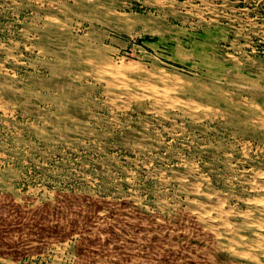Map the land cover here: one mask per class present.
I'll return each mask as SVG.
<instances>
[{"label":"rangeland","instance_id":"374dc122","mask_svg":"<svg viewBox=\"0 0 264 264\" xmlns=\"http://www.w3.org/2000/svg\"><path fill=\"white\" fill-rule=\"evenodd\" d=\"M0 264H264V0H0Z\"/></svg>","mask_w":264,"mask_h":264},{"label":"bare ground","instance_id":"6f19581e","mask_svg":"<svg viewBox=\"0 0 264 264\" xmlns=\"http://www.w3.org/2000/svg\"><path fill=\"white\" fill-rule=\"evenodd\" d=\"M52 73H53V72H52ZM98 77H99V76H98ZM98 77H97V78H98ZM98 81H99V80H98ZM257 93H258V92H257ZM256 98H257V97H256ZM261 124H262V123H261ZM211 193H212V192H211ZM256 215H257V214H256ZM98 221H99V220H98ZM209 222H210V221H209ZM252 228H253V227H252ZM222 234H223V233H222ZM226 235H227V234H226ZM246 241H247V240H246ZM224 249H225V248H224ZM254 252H255V251H254ZM129 255H130V254H129ZM228 257H229V256H228Z\"/></svg>","mask_w":264,"mask_h":264}]
</instances>
